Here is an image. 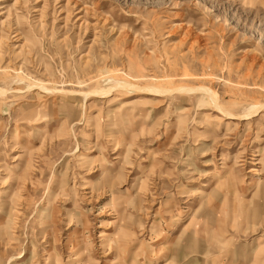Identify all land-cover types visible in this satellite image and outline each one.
Listing matches in <instances>:
<instances>
[{
    "label": "rangeland",
    "instance_id": "rangeland-1",
    "mask_svg": "<svg viewBox=\"0 0 264 264\" xmlns=\"http://www.w3.org/2000/svg\"><path fill=\"white\" fill-rule=\"evenodd\" d=\"M0 264H264V0H0Z\"/></svg>",
    "mask_w": 264,
    "mask_h": 264
},
{
    "label": "bare ground",
    "instance_id": "bare-ground-1",
    "mask_svg": "<svg viewBox=\"0 0 264 264\" xmlns=\"http://www.w3.org/2000/svg\"><path fill=\"white\" fill-rule=\"evenodd\" d=\"M101 93H103V92H101ZM104 93H105V92H104ZM104 93H103V94H104ZM211 97H212V99H211V100H213V101H214V96H211ZM219 109H220V108H219ZM253 109H254V108L252 107V108H250V109H249V111H251V110H253ZM220 110H221V109H220ZM247 112H248V111H247ZM71 249H72V248H71Z\"/></svg>",
    "mask_w": 264,
    "mask_h": 264
}]
</instances>
